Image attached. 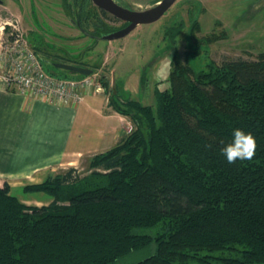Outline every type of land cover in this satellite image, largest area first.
Returning a JSON list of instances; mask_svg holds the SVG:
<instances>
[{
  "label": "trees",
  "instance_id": "16d2710c",
  "mask_svg": "<svg viewBox=\"0 0 264 264\" xmlns=\"http://www.w3.org/2000/svg\"><path fill=\"white\" fill-rule=\"evenodd\" d=\"M83 1L72 21L88 31ZM167 81L154 105L113 84L109 107L135 129L94 157L108 173L24 187L52 198L41 207L0 186V264H264V53L199 70L179 58ZM234 128L255 136V155L228 163Z\"/></svg>",
  "mask_w": 264,
  "mask_h": 264
},
{
  "label": "rangeland",
  "instance_id": "374dc122",
  "mask_svg": "<svg viewBox=\"0 0 264 264\" xmlns=\"http://www.w3.org/2000/svg\"><path fill=\"white\" fill-rule=\"evenodd\" d=\"M116 1L132 10H146L157 0ZM83 2L0 0V37L11 40L20 35L51 75L80 77L53 65L71 57L78 66L95 70L93 77L108 98L116 84L122 98L152 105L155 89L169 88L172 62L179 58L199 70L207 59L221 64L239 58L255 59L264 53V0H178L160 20L140 25L128 36L111 42L93 39L73 23L76 8ZM88 3L91 5L83 20L90 33L102 36L126 25L110 14L103 16L91 0ZM208 38L213 39L211 43ZM142 77L146 86L141 85ZM95 156H84L76 166L78 184L109 172L92 167ZM71 168L75 167L61 169L50 180Z\"/></svg>",
  "mask_w": 264,
  "mask_h": 264
},
{
  "label": "crops",
  "instance_id": "0c3cea01",
  "mask_svg": "<svg viewBox=\"0 0 264 264\" xmlns=\"http://www.w3.org/2000/svg\"><path fill=\"white\" fill-rule=\"evenodd\" d=\"M2 72L0 61V186L7 183L26 205H48L52 198L26 193L24 187L76 168L84 156L110 150L126 136L131 121L112 111L102 91L89 88L76 105H54L23 96Z\"/></svg>",
  "mask_w": 264,
  "mask_h": 264
},
{
  "label": "built area",
  "instance_id": "2783aa9c",
  "mask_svg": "<svg viewBox=\"0 0 264 264\" xmlns=\"http://www.w3.org/2000/svg\"><path fill=\"white\" fill-rule=\"evenodd\" d=\"M0 42L2 77L25 97L71 106L83 99V90L94 88L101 91L93 75L62 78L47 73L40 56L20 35L11 40L0 37ZM133 129L134 125H131L127 133Z\"/></svg>",
  "mask_w": 264,
  "mask_h": 264
},
{
  "label": "water",
  "instance_id": "95a60500",
  "mask_svg": "<svg viewBox=\"0 0 264 264\" xmlns=\"http://www.w3.org/2000/svg\"><path fill=\"white\" fill-rule=\"evenodd\" d=\"M92 3L100 10L113 16L115 19L126 23L123 28L109 32L105 35H93L88 31L80 28V25L73 22L84 34L93 39H103L105 41H115L128 36L138 26L151 24L160 20L165 13L178 1V0H160L154 7L146 10H132L123 5H120L116 0H91ZM55 68L79 74L81 76L93 75L92 68L80 67L75 64L68 63H53Z\"/></svg>",
  "mask_w": 264,
  "mask_h": 264
},
{
  "label": "clouds",
  "instance_id": "9594fccd",
  "mask_svg": "<svg viewBox=\"0 0 264 264\" xmlns=\"http://www.w3.org/2000/svg\"><path fill=\"white\" fill-rule=\"evenodd\" d=\"M256 138L251 132L234 128L231 141L224 145L221 153L228 163L236 160H249L255 155Z\"/></svg>",
  "mask_w": 264,
  "mask_h": 264
}]
</instances>
